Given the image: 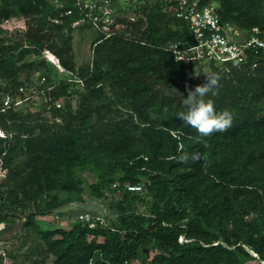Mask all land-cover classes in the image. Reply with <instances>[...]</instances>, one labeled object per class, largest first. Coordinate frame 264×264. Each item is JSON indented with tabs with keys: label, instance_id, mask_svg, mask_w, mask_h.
Here are the masks:
<instances>
[{
	"label": "trees",
	"instance_id": "trees-1",
	"mask_svg": "<svg viewBox=\"0 0 264 264\" xmlns=\"http://www.w3.org/2000/svg\"><path fill=\"white\" fill-rule=\"evenodd\" d=\"M201 3H215L223 23L264 29V0ZM176 4L156 0L132 20L115 17L120 27L109 36L96 31L90 61L76 67L69 37L55 36L76 11L55 24L53 0H0V23L27 19L17 41L7 42L0 29V166L7 171L0 222L19 215L33 231L31 264H264V54H249L238 66L211 61L207 73L192 77L198 60H176L165 49L167 42H193ZM43 49L82 84L75 109L66 99L70 84L39 56ZM28 55L39 59L25 61ZM35 73L51 86L41 94L51 121L26 106L3 110V95L16 96ZM212 73L220 76L219 94L210 97L215 110L233 112L234 120L226 132L201 136L177 114L185 110V84L194 88ZM183 153L187 162L178 159ZM82 171L95 176L87 198ZM87 199L98 211L78 208ZM69 204L75 208L65 213L67 229L37 224L36 215ZM72 210H85L90 220ZM146 250L153 251L149 259Z\"/></svg>",
	"mask_w": 264,
	"mask_h": 264
},
{
	"label": "built area",
	"instance_id": "built-area-1",
	"mask_svg": "<svg viewBox=\"0 0 264 264\" xmlns=\"http://www.w3.org/2000/svg\"><path fill=\"white\" fill-rule=\"evenodd\" d=\"M67 1L69 0H53L55 9H58L57 16L51 19L53 23H59L61 17L71 16L76 11L78 18L72 22V26L86 23L105 36L113 33L114 9L110 0H70L69 6ZM214 4H202L201 0H177L175 14L187 21L193 43L167 42L165 49L170 50L176 60L205 58L220 65L231 63L237 66L245 64L249 54L258 52L264 54V29L253 27L246 31L233 24L223 23L215 12ZM41 55L57 76L69 72L61 65L59 58L48 49H43ZM46 80L44 75L35 73L28 85L17 87L16 96L5 93L2 98L3 110L10 107L17 109L22 105L26 106L28 102L41 99V94L51 88V86L45 87ZM4 85L2 83V86ZM49 100L48 97L47 101ZM59 105L60 103L56 101L55 106ZM0 136H3L1 130ZM125 188L129 191L141 190L140 185L125 184ZM77 218L88 222L90 215L79 213ZM123 264H134V262Z\"/></svg>",
	"mask_w": 264,
	"mask_h": 264
},
{
	"label": "rangeland",
	"instance_id": "rangeland-1",
	"mask_svg": "<svg viewBox=\"0 0 264 264\" xmlns=\"http://www.w3.org/2000/svg\"><path fill=\"white\" fill-rule=\"evenodd\" d=\"M51 1V0H50ZM111 1V0H110ZM156 0H112L111 6L114 9V14L112 20L117 17V19L125 18L132 20L135 16L141 15L142 8H150L153 6ZM216 5V4H214ZM164 8V6H163ZM27 19L24 18H11L6 22L0 23V29H2L1 35L7 39V42L11 43L13 41L19 40L25 29H26ZM82 25V26H80ZM72 28L68 32V28ZM120 27L119 23L113 24V30ZM97 32L89 26H84V24H78L72 26L71 24L66 23L62 31L55 33V36L66 38L69 37V43L71 45V50L73 53L74 63L76 67L86 64L90 61L91 57V44L92 40L96 37ZM185 44H192L184 42ZM40 57H42L39 54ZM38 55H28L25 57V61L37 60L39 59ZM11 60H15V56L11 57ZM198 63L193 68L191 72L192 77L200 75V72L207 73L209 71V61L208 59L201 58L197 59ZM18 63L21 62H16ZM214 63V62H213ZM215 65H220L214 63ZM54 70V69H53ZM53 74V73H51ZM26 72L20 70L17 72V78L19 80H24ZM59 77V76H57ZM63 79L67 80L70 84L69 86V95L66 97L70 102L72 109H75L78 103L79 92L81 91V83L76 78L74 73L68 72L62 75ZM60 104L63 100L59 101ZM22 107H25L22 105ZM26 109V110H25ZM25 111L38 112L41 117L49 121L52 120L49 113L46 111L44 102L39 99L31 102H28L26 105ZM7 171L0 166V183L6 180ZM79 176L82 179V194L85 198L89 196L88 184L95 180V176L91 175L86 171L78 172ZM89 199H87L88 201ZM73 204L64 206L63 208L53 211L44 215H36L35 219L37 224L41 229H56L62 228L67 229L71 222L66 218L65 213L68 210L74 209ZM78 208L85 209L87 211L97 210L98 207L92 204L90 201L85 204L78 205ZM103 211V210H102ZM102 223H106L105 219L101 217L100 220ZM23 219L19 215L9 216L6 222H0V259L4 264H31L34 256L28 254V249L31 247L35 240L33 231L30 228H26L22 225ZM146 254L148 259L152 256L153 251H147ZM52 257H48L47 262L50 263ZM134 264H141L136 263ZM245 264H258L257 260H249Z\"/></svg>",
	"mask_w": 264,
	"mask_h": 264
},
{
	"label": "clouds",
	"instance_id": "clouds-1",
	"mask_svg": "<svg viewBox=\"0 0 264 264\" xmlns=\"http://www.w3.org/2000/svg\"><path fill=\"white\" fill-rule=\"evenodd\" d=\"M204 77V82L194 88L185 84L187 96L181 94L182 106L185 110L179 112L177 117L183 121V124L196 129L201 136L226 132L233 125L234 113L227 109L217 112L215 102L210 98L219 94L220 76L217 73H212ZM178 159L181 162H187L189 155L183 153ZM191 159L198 160L199 153H193Z\"/></svg>",
	"mask_w": 264,
	"mask_h": 264
},
{
	"label": "water",
	"instance_id": "water-1",
	"mask_svg": "<svg viewBox=\"0 0 264 264\" xmlns=\"http://www.w3.org/2000/svg\"><path fill=\"white\" fill-rule=\"evenodd\" d=\"M86 211L85 210H72L71 213L74 214V215H77L79 213H85Z\"/></svg>",
	"mask_w": 264,
	"mask_h": 264
}]
</instances>
